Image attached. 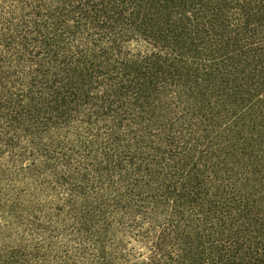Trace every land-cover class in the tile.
<instances>
[{"label":"trees","instance_id":"obj_1","mask_svg":"<svg viewBox=\"0 0 264 264\" xmlns=\"http://www.w3.org/2000/svg\"><path fill=\"white\" fill-rule=\"evenodd\" d=\"M0 264H264V0H0Z\"/></svg>","mask_w":264,"mask_h":264},{"label":"rangeland","instance_id":"obj_2","mask_svg":"<svg viewBox=\"0 0 264 264\" xmlns=\"http://www.w3.org/2000/svg\"><path fill=\"white\" fill-rule=\"evenodd\" d=\"M23 193H24L23 194L24 195V200L26 201L27 200V190L23 191ZM23 220L25 221L24 224L27 225V218L26 219L24 218ZM26 238H27V233H26Z\"/></svg>","mask_w":264,"mask_h":264}]
</instances>
